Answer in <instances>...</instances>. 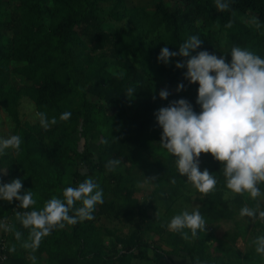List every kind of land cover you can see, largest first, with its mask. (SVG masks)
Listing matches in <instances>:
<instances>
[{"label": "trees", "instance_id": "obj_1", "mask_svg": "<svg viewBox=\"0 0 264 264\" xmlns=\"http://www.w3.org/2000/svg\"><path fill=\"white\" fill-rule=\"evenodd\" d=\"M150 1L153 6L134 0H0V106L23 140L19 153L0 157V166L8 167L4 181L21 172L24 188L35 194L36 208L86 176L104 190V203L97 206L94 219L55 229L34 251L23 247L28 230L15 216L24 210L16 208L18 202L0 204V222L5 225V218L11 220L8 230L0 227L2 234L8 231L5 264H33L37 259L39 264H130L135 249L148 255L149 248L155 249L157 259L166 252L172 257L184 252L192 264H264L253 248L233 259L225 255L220 260L211 253L210 225L234 217L243 203L254 202L241 196L225 198L221 163L210 153L219 183L216 192L201 194L198 207L205 214L207 230L186 241L167 229L170 219L156 211L155 195L174 199L188 184L160 146L162 129L154 116L173 99L192 102L190 95L176 92L178 83L187 85L186 69L175 67L177 60L185 58L177 56L164 65L157 60L160 49L167 46L178 51L190 35L199 34L204 40L199 50L219 56L225 32L229 51L239 45L264 56V0H231L225 11H218L214 0ZM229 23L231 27H226ZM19 76L24 80H18ZM159 78L164 82H158ZM162 83L171 87L168 100L159 98ZM130 86L137 91L132 98L124 95ZM195 88L196 84L187 85L185 91ZM25 96L49 118H58L64 111L72 116L47 130L39 119L23 121L20 106ZM145 154L159 174L153 191L140 202L135 189L123 182V169L133 170ZM114 158L121 165L108 171L105 165ZM176 175V184L169 183ZM104 215L131 223L134 229L129 237L116 236L117 241L107 245L104 234L113 231L100 223ZM255 226L264 230L260 220ZM16 231L23 234L21 240L15 238ZM149 233L163 237L170 247L150 241ZM118 242L124 247L117 250ZM44 255L46 263L39 261Z\"/></svg>", "mask_w": 264, "mask_h": 264}, {"label": "clouds", "instance_id": "obj_2", "mask_svg": "<svg viewBox=\"0 0 264 264\" xmlns=\"http://www.w3.org/2000/svg\"><path fill=\"white\" fill-rule=\"evenodd\" d=\"M218 11L231 7V0H214ZM231 27V23L226 25ZM204 43L199 34H192L172 51L167 46L160 49L157 60L164 65L177 56V69L183 72L187 85L198 83L195 104L187 98L173 99L154 112L157 125L162 129L160 146L174 161L176 174L187 178L186 184L196 192L207 195L217 191L219 179L208 169L200 170L199 157L210 153L221 163L219 173L223 177L225 198L246 197L253 204L243 203L239 208L240 219L264 222V56L255 51L233 45L231 59L227 55L201 49ZM114 76L122 74L113 73ZM183 82L177 84L176 92L186 89ZM134 87H128L124 95L132 98ZM159 98L168 100L171 92L165 88ZM155 98V97H154ZM40 126L47 130L59 121L70 120V111L59 117H48L37 112ZM106 143L107 141H102ZM23 143L18 134L0 135V157L9 150L19 153ZM121 165L118 158L109 159L105 165L114 171ZM7 168L0 166V201L17 203L15 216L20 225L28 230V239L23 247L36 250L42 240L55 229L94 219L97 206L104 203V190L92 176L77 184L65 186L60 195H52L40 208L34 207L37 199L33 191L25 189L22 178L4 181ZM177 177L169 183L175 185ZM208 223L198 206L189 210L182 208L174 214L166 227L178 233L184 240L197 238L207 230ZM0 227L6 226L0 222ZM21 240L22 233H14ZM255 254L264 258V232L251 241ZM14 250V249H12ZM36 257L32 256L35 261Z\"/></svg>", "mask_w": 264, "mask_h": 264}, {"label": "rangeland", "instance_id": "obj_3", "mask_svg": "<svg viewBox=\"0 0 264 264\" xmlns=\"http://www.w3.org/2000/svg\"><path fill=\"white\" fill-rule=\"evenodd\" d=\"M134 1H144L148 2L149 5L154 3L150 0H134ZM153 6V4H152ZM106 47L108 45H105ZM220 55H227L229 50L227 48V34L224 32L222 34L221 39V47H220ZM102 48H98L97 51H101ZM227 57H231L230 53ZM18 80L23 81L24 78L21 76L17 77ZM153 80V79H152ZM158 82H164L162 78L158 79ZM161 88L171 90V87L167 83H162ZM197 88L198 83L196 84V88L193 91H185L187 95L192 97L193 105L196 107V110L199 109V106L195 104L196 96H197ZM23 102L20 106L21 118L23 121L29 120L35 122L38 120L36 113L37 108L35 107L34 101L25 96L22 98ZM14 123L8 116L7 112L0 106V135L7 136L9 134H15L14 132ZM91 139L93 137H90ZM97 139V138H96ZM94 150L96 149V144H92ZM8 152L15 154L12 150ZM153 162L151 157L148 154H145V157L141 161L139 165H137L133 170H129L124 168L123 171L125 173L124 183L132 186L135 189V197H137L140 202L144 201L146 196L153 191L155 187V179L159 174V171L153 166ZM81 167L82 165H78ZM199 166L200 170L203 171L205 168L209 170L210 173H217L214 170V166L212 165L211 159L208 157V154L202 153L199 157ZM84 169V168H83ZM8 173V170H7ZM9 174V173H8ZM8 181H11L13 178H21V172H17L14 175H9ZM72 179L70 181L72 182ZM75 185V184H74ZM162 188H168L167 185H163ZM201 194L191 189L188 185L187 189H183L179 196H176L174 199H164L161 194L155 195V200L158 203L159 207L156 209L157 212L162 214L165 218L171 219V217L179 212L182 208H188L191 210L194 206H199L201 203ZM231 197V196H229ZM0 204L5 207L7 206V201H0ZM5 205V206H4ZM241 206L236 207L238 210L232 218H220L215 220L211 225L212 237L208 238V242L210 244L211 253L214 255H218L219 259L222 260L223 256L232 255L243 257L245 252L250 250L252 239L258 235L260 232H264V230L260 226H255V221H250L246 219H240L238 216L239 208ZM154 210L153 208H151ZM203 214V213H202ZM205 214H203L204 216ZM1 218V217H0ZM100 223L106 225L113 232L112 234L105 233L104 239L107 245H112V243L116 242V236H125L129 237L134 226L131 223H125L120 218L102 216ZM264 223V222H263ZM68 228L70 226H67ZM245 231V234L244 232ZM148 239L153 241H160L164 248L167 249L170 247L163 237L155 235L153 233L148 234ZM117 250L123 248L124 246L118 242ZM134 257L131 258L130 264H178L181 261L183 264H192L191 260L184 252H181L179 256L173 255L170 256L168 252L163 253L160 259L155 258L156 252L155 249L149 248L148 255H141L137 249L134 250ZM141 255V256H139ZM169 255V256H168ZM146 256L148 257L146 259ZM180 264V263H179ZM205 264V263H200Z\"/></svg>", "mask_w": 264, "mask_h": 264}, {"label": "built area", "instance_id": "obj_4", "mask_svg": "<svg viewBox=\"0 0 264 264\" xmlns=\"http://www.w3.org/2000/svg\"><path fill=\"white\" fill-rule=\"evenodd\" d=\"M8 218H5L4 219V223H5V226L6 228H8V226L10 225L11 223V220L8 219ZM3 230L0 229V264H5V261L7 259V253H6V249H7V245H8V237H7V234H8V231L5 232V234H2Z\"/></svg>", "mask_w": 264, "mask_h": 264}, {"label": "crops", "instance_id": "obj_5", "mask_svg": "<svg viewBox=\"0 0 264 264\" xmlns=\"http://www.w3.org/2000/svg\"><path fill=\"white\" fill-rule=\"evenodd\" d=\"M39 261H41L42 263H46V262H48V258H47V255H44L43 257H41V259H39ZM183 264L181 261H179L178 262V264ZM33 264H39V262H38V259H37V261L35 262V263H33Z\"/></svg>", "mask_w": 264, "mask_h": 264}]
</instances>
